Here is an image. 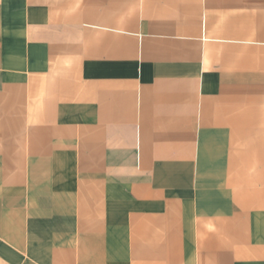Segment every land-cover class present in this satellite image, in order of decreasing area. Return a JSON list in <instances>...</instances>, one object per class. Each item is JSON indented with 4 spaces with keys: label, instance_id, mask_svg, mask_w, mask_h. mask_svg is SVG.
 <instances>
[{
    "label": "crops",
    "instance_id": "crops-1",
    "mask_svg": "<svg viewBox=\"0 0 264 264\" xmlns=\"http://www.w3.org/2000/svg\"><path fill=\"white\" fill-rule=\"evenodd\" d=\"M0 264H264V0H0Z\"/></svg>",
    "mask_w": 264,
    "mask_h": 264
}]
</instances>
